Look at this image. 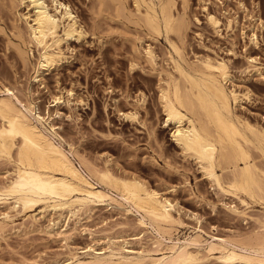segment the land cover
<instances>
[{
	"label": "bare ground",
	"instance_id": "6f19581e",
	"mask_svg": "<svg viewBox=\"0 0 264 264\" xmlns=\"http://www.w3.org/2000/svg\"><path fill=\"white\" fill-rule=\"evenodd\" d=\"M9 1L12 7L22 5L25 8L23 12L14 11L16 16L10 25V32L16 39L10 40L15 55L24 67L31 65L34 72L31 81L42 84L43 73L65 58L62 42L71 37H83L85 30L63 0ZM97 1L101 10L112 9V16L127 19L149 38L163 37L167 41L170 49H163L167 56L162 53L171 64L169 68L157 65V54L150 43L144 44L142 51L132 43L128 72L144 70L146 64L148 72L157 76L156 101L163 112L164 125H171L170 136L182 155L198 165L216 192L236 198L240 204L226 208L244 216L250 208L249 203L259 201L262 203L259 211L264 216V128L235 110L240 101L249 96V89L240 90L229 84L231 74L225 59L204 54L189 61L185 56L189 0H129L133 3L130 4L132 8L127 5V0ZM97 7L99 10L100 6ZM104 15L110 17L103 14V18ZM205 19L213 29L220 22L214 11H206ZM17 20H23L24 26ZM231 20L227 19V25ZM134 30L138 29L135 27ZM251 37L254 39V32ZM105 50L101 51L103 63L108 61ZM247 58L249 62L254 59L252 56ZM249 65L244 68L251 67ZM29 86L22 93L21 89L0 81V159L10 165L5 170L6 179L0 183V231L13 223L18 214L25 216L23 219L31 225L40 217L46 218L41 230L61 236L67 250L63 259L50 264H197L204 258L199 251L202 246L208 254L216 252L213 257L221 264H264V217H256L257 229L244 237L241 234L237 237L211 234L209 239L203 236L205 231L200 224L181 238L174 235V230L186 223L173 212L172 201L138 176L115 174L107 165L95 166L70 143L65 149V139L51 121L54 113L51 117L48 109L39 110ZM18 91L24 95L23 99L18 96ZM138 93L136 99L143 104L146 94L142 89ZM51 101V105L62 102L60 95L53 96ZM122 114L135 119L139 113L133 107ZM99 205L119 206L125 212L137 214L139 233L149 231L153 243L162 244V247L135 248L130 245L131 241L115 233H105L106 240L100 248L94 247L96 238L92 244L69 246L67 240L76 230V224ZM196 217L195 221L200 223ZM121 223L122 228L126 223L130 224ZM88 234H91L90 230Z\"/></svg>",
	"mask_w": 264,
	"mask_h": 264
},
{
	"label": "rangeland",
	"instance_id": "374dc122",
	"mask_svg": "<svg viewBox=\"0 0 264 264\" xmlns=\"http://www.w3.org/2000/svg\"><path fill=\"white\" fill-rule=\"evenodd\" d=\"M63 1L68 3L85 33L78 39L71 37L62 42L65 58L56 67L44 72V81L39 84L31 81L34 73L31 65L24 67L21 64L10 42L12 39L16 41L10 32L11 21L16 16L14 11L23 12L25 8L22 5L12 7L9 0H0V81L21 89L22 93L30 85L31 97L37 100L39 110L48 109L51 117L54 113L51 121L65 139V149L70 143L77 153L93 165H107L115 174L138 176L167 196L174 204L173 212L186 223L174 230V235H188L198 224L205 231L203 236L209 239L211 234L224 237L241 234L244 237L257 229L255 218L264 217L259 211L262 203L251 201L244 216L230 212L226 206L240 205L238 200L216 192L201 174L198 165L182 155L170 136L171 125H164V115L156 101L157 76L149 73L143 62L144 70H127L128 57L133 53L132 43H136L138 50L142 51V46L147 42L155 49L157 65L169 68L171 64L164 59L167 56L164 50L170 49L167 41L163 37L158 40L149 38L127 19L112 16V9L107 12L101 10L97 0ZM130 4H133L132 1L127 0V5L132 8ZM176 5L180 9V4L176 2ZM188 5L185 56L189 61L204 54L225 59L231 74L229 84L240 90L249 89V96L243 98L235 110L264 128V0H189ZM97 6H100L101 13ZM206 11H214L218 15L220 22L216 29L206 22ZM102 13L110 17L104 15L103 18ZM227 19H232L229 25ZM16 22L24 26L23 20ZM135 27L139 31L134 30ZM252 32L254 39H250ZM105 48L108 61L103 63L102 52ZM248 56L254 59L249 62ZM29 59L33 61L31 57ZM247 65L251 67L245 69ZM44 83L45 87H42ZM140 89L146 94L143 104L136 99ZM22 93H17L21 99L24 98ZM59 95L62 102L51 105L53 96ZM133 107L139 113L137 118L124 117L122 111ZM74 159L77 161L75 155ZM9 167L0 159V183L6 179L5 170ZM112 194L115 195L114 192ZM195 215L200 223L195 221ZM89 216L76 224V230L67 240L69 246L92 244L96 238L94 247L100 248L106 240L105 233H115L131 241L130 245L135 248L145 246L151 250L162 247V244L153 243L154 238L149 231L139 233L137 214L125 212L119 206L99 205ZM24 217L22 214L16 215L13 223L10 222L0 231V264H50L63 259L67 251L64 239L41 230V224L47 222L46 218L40 217L37 223L31 225ZM122 221L130 224L126 223L122 228ZM69 224L72 225V221ZM89 230L92 235L88 234ZM139 237L140 244L137 242ZM199 251L204 258L197 264H221L213 257L216 252L208 254L203 246Z\"/></svg>",
	"mask_w": 264,
	"mask_h": 264
}]
</instances>
